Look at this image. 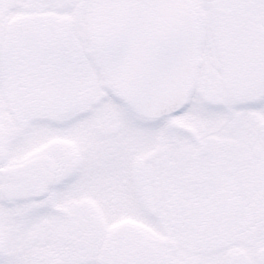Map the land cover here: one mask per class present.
<instances>
[{
	"label": "snow or ice",
	"instance_id": "6c2138e0",
	"mask_svg": "<svg viewBox=\"0 0 264 264\" xmlns=\"http://www.w3.org/2000/svg\"><path fill=\"white\" fill-rule=\"evenodd\" d=\"M0 264H264V0H0Z\"/></svg>",
	"mask_w": 264,
	"mask_h": 264
}]
</instances>
